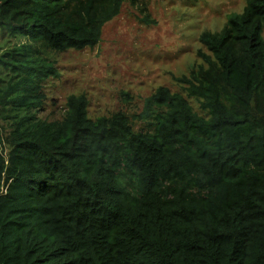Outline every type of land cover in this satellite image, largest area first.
Listing matches in <instances>:
<instances>
[{
    "label": "trees",
    "instance_id": "1",
    "mask_svg": "<svg viewBox=\"0 0 264 264\" xmlns=\"http://www.w3.org/2000/svg\"><path fill=\"white\" fill-rule=\"evenodd\" d=\"M124 2L0 0V264H264V0H247L202 63L135 115L84 94L38 116L52 53L96 45ZM149 22L148 14L143 13ZM152 21V20H151ZM154 22V21H152Z\"/></svg>",
    "mask_w": 264,
    "mask_h": 264
},
{
    "label": "rangeland",
    "instance_id": "2",
    "mask_svg": "<svg viewBox=\"0 0 264 264\" xmlns=\"http://www.w3.org/2000/svg\"><path fill=\"white\" fill-rule=\"evenodd\" d=\"M144 1V12L124 2L119 14L103 25L100 40L93 47L50 54L58 76L41 84L45 98L39 117L61 119L66 98L84 94L90 118L123 111L131 117L134 129H142L144 123L135 115L159 86L183 94L201 113L187 96L185 84L176 78L203 62L199 51L209 54L199 42L200 33L220 31L227 16L240 13L247 0ZM143 13L148 14L149 22L144 21ZM21 40L7 42L0 29V53ZM4 71L0 67V75ZM6 127L0 118V128Z\"/></svg>",
    "mask_w": 264,
    "mask_h": 264
}]
</instances>
